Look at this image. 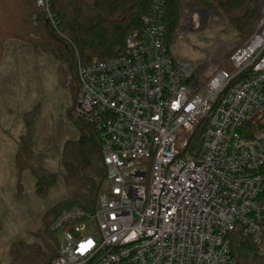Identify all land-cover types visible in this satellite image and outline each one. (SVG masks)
Returning <instances> with one entry per match:
<instances>
[{
  "label": "built area",
  "instance_id": "2783aa9c",
  "mask_svg": "<svg viewBox=\"0 0 264 264\" xmlns=\"http://www.w3.org/2000/svg\"><path fill=\"white\" fill-rule=\"evenodd\" d=\"M165 3L152 0L115 56L78 64L106 172L95 210L52 220L46 264H235V238L261 241L264 4L226 66L196 67L169 51Z\"/></svg>",
  "mask_w": 264,
  "mask_h": 264
},
{
  "label": "trees",
  "instance_id": "16d2710c",
  "mask_svg": "<svg viewBox=\"0 0 264 264\" xmlns=\"http://www.w3.org/2000/svg\"><path fill=\"white\" fill-rule=\"evenodd\" d=\"M0 0V59L4 42L9 37L22 39L49 54L67 67L70 102L66 106L70 122L78 128L77 140H67L60 152L59 172L47 171L46 156L35 153L33 139L34 119L39 103L21 113L23 131L16 141L13 162L17 192H22L20 180L29 171L35 177V193L43 197L57 179L71 189L68 197L55 203L49 213L60 212L73 205L88 211L96 209L98 194L105 177L101 141L84 113L79 109L80 81L78 64L88 63L93 57L107 59L124 46L126 34L143 25L152 0ZM264 0H188L186 6H209L211 12L223 15L238 35L254 29ZM182 0H166V31L171 33L181 16ZM167 46L170 47L168 40ZM118 50V51H117ZM264 171V166L258 168ZM264 199V191L260 194ZM2 221L0 220V228ZM45 237H52L53 250L58 242L44 223ZM51 248V246H50ZM47 248L48 251L51 250ZM235 264H264V234L259 244L251 239L235 238L231 242ZM252 252V256L249 255ZM5 264H38L43 252L34 242L22 239L11 241ZM56 255V254H55ZM55 257V256H54Z\"/></svg>",
  "mask_w": 264,
  "mask_h": 264
},
{
  "label": "rangeland",
  "instance_id": "374dc122",
  "mask_svg": "<svg viewBox=\"0 0 264 264\" xmlns=\"http://www.w3.org/2000/svg\"><path fill=\"white\" fill-rule=\"evenodd\" d=\"M187 1L182 0L181 16L175 29L171 33L166 31L170 53L193 62L196 67H202L209 56L217 57L226 66L229 55L249 33L238 35L223 15L214 14L209 6H186ZM198 9L206 12L198 14ZM196 23L198 25L194 26ZM68 81L67 67L51 54L22 39L5 40L0 59V264L8 259L10 242L19 239L40 247L43 256L38 264L51 262L56 254L51 245L53 238L45 237L42 229L44 223H48L50 230L52 220L67 209L48 212L55 203L67 198L71 189L59 178L43 197L38 196L35 177L26 171L20 180L22 192L20 189L17 192L13 154L18 134L23 131L21 113L39 103V110L37 108L36 114L31 116L34 150L46 156L43 166L47 171L59 172L64 143L77 140L80 134L67 116ZM78 92L79 104L80 90ZM77 112L79 109L73 111V116Z\"/></svg>",
  "mask_w": 264,
  "mask_h": 264
},
{
  "label": "crops",
  "instance_id": "0c3cea01",
  "mask_svg": "<svg viewBox=\"0 0 264 264\" xmlns=\"http://www.w3.org/2000/svg\"><path fill=\"white\" fill-rule=\"evenodd\" d=\"M22 118V117H21ZM23 125V124H22ZM21 133V132H20ZM18 136H19V134H18ZM17 140V139H16ZM15 152V151H14ZM13 156H14V154H13Z\"/></svg>",
  "mask_w": 264,
  "mask_h": 264
}]
</instances>
